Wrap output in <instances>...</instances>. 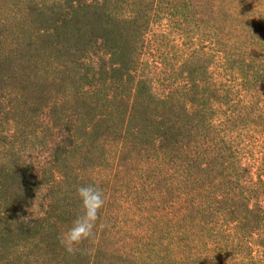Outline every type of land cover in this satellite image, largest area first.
<instances>
[{"label":"trees","instance_id":"obj_1","mask_svg":"<svg viewBox=\"0 0 264 264\" xmlns=\"http://www.w3.org/2000/svg\"><path fill=\"white\" fill-rule=\"evenodd\" d=\"M0 264H264V0H0Z\"/></svg>","mask_w":264,"mask_h":264},{"label":"clouds","instance_id":"obj_2","mask_svg":"<svg viewBox=\"0 0 264 264\" xmlns=\"http://www.w3.org/2000/svg\"><path fill=\"white\" fill-rule=\"evenodd\" d=\"M75 197L79 201L81 211L60 237L61 244L68 252H72L81 241L93 235L98 213L105 203L104 194L96 184L77 186Z\"/></svg>","mask_w":264,"mask_h":264}]
</instances>
